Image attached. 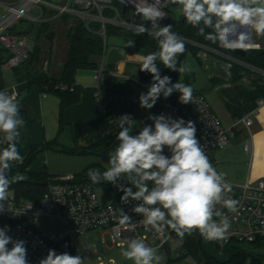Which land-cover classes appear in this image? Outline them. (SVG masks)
Wrapping results in <instances>:
<instances>
[{
  "label": "clouds",
  "instance_id": "obj_1",
  "mask_svg": "<svg viewBox=\"0 0 264 264\" xmlns=\"http://www.w3.org/2000/svg\"><path fill=\"white\" fill-rule=\"evenodd\" d=\"M179 6L180 14L186 22L198 29V34L206 39L216 40L226 45L238 43L244 46L247 33L239 29L254 30L264 37V0H173ZM161 0H153L147 6L137 9L143 20L149 22L137 25L136 35L147 33L158 42V51L141 56L140 70L152 75V82L146 93L139 96L140 106L151 109L161 97L168 98L174 92L180 93L179 102L188 104L193 100V90L181 81L172 83L167 75L161 76L157 61L171 71L191 72L185 62L178 67V57L185 52L183 40L174 33L171 25L161 26L158 21L166 16L160 8ZM205 29H212L205 33ZM230 36L238 37L229 41ZM129 40L126 47H134ZM153 125H146L138 134L132 135L135 121L129 114L117 119L119 142L109 154L108 167L101 172L89 169L87 175L94 184L110 182L117 185L120 179L132 187L117 185L129 199L139 202L133 212L143 217V222L156 232L165 228L174 230L179 237L198 231L208 242H226L230 222L221 205L235 212L238 202L228 197L231 185L224 173L218 172L205 154L196 138L193 121L183 118L173 119L165 115H150ZM15 93L0 91V133L7 146L0 149V212L7 207L11 185L27 177L22 174L10 176L13 165L22 163L24 157L17 147L20 128L24 125ZM167 148L169 155L164 154ZM151 182V187H149ZM218 218V219H217ZM131 217L120 210L119 222L127 223ZM11 244V248L8 245ZM121 255L133 264H161L158 250L148 246L141 238H132ZM0 264H28L25 241L13 240L6 227L0 228ZM39 264H84L80 255L67 252L57 254L50 249Z\"/></svg>",
  "mask_w": 264,
  "mask_h": 264
},
{
  "label": "built area",
  "instance_id": "obj_2",
  "mask_svg": "<svg viewBox=\"0 0 264 264\" xmlns=\"http://www.w3.org/2000/svg\"><path fill=\"white\" fill-rule=\"evenodd\" d=\"M171 1L161 0L160 8L166 13V16L158 21L161 26H167L171 14L167 12L166 8L171 7ZM152 2L153 0H62L60 2L53 0H0V40L11 53L7 65L19 67L29 59L32 50L31 36L10 34L9 29L21 19L39 20L43 16L44 9L49 8L59 15H70L83 21L88 28H91L90 26L94 22L101 23L102 27L99 32L105 43L99 65V75H101L107 69L105 65L108 53L106 25L114 24L131 30H135L136 26L140 24L150 27L149 22L143 20L137 13V9ZM122 8L127 9L125 16L122 15ZM129 8H132L136 13L130 12ZM32 9H35L37 13ZM239 31L247 33L243 47L238 43L226 45L221 41H219V49L205 47L231 64L238 63L248 68H254L245 62L243 57L232 53L231 49L241 48L248 51L261 49L262 45L252 40V30L241 28ZM180 38L182 39V37ZM237 39L238 37L235 36L229 37V41ZM258 70L264 75V69ZM132 79L147 90L152 82V79L149 82H143L138 77H132ZM63 88L66 87L63 86ZM12 93H15L17 97L16 91L10 94ZM94 96L100 108L107 112V98L100 87L95 88ZM120 98L122 97L118 93L108 95V100ZM263 102L264 100L261 99L259 104H263ZM161 114L173 119L183 118L185 121H193L197 129L196 138L210 161L213 154L228 145L235 136V131L222 124L207 97L201 92H193V100L188 104L180 103L179 95H177L161 108L130 115L135 121L131 134L136 135L144 126L153 125V121L148 119L150 115ZM109 121L112 124H118L117 118L114 116H111ZM243 122L247 128H250L253 123L249 117L243 118ZM118 143L117 141L116 146ZM246 150H251L249 141L246 144ZM164 154L170 156L167 148L164 149ZM212 164L215 167L213 162ZM226 181L232 189L228 193V197L238 202L235 212H230L221 205L216 206L230 222L226 243L245 244L264 239V178L256 181L248 179L231 181L226 178ZM138 203L131 199L123 202L121 198L106 201L99 188L83 181L78 175H56L52 177L48 191L39 203L17 200L14 193L9 191L8 200L5 202L7 208L0 212V228L6 227L7 234L13 240L25 241L28 264H39V261L46 257L50 249H54L57 254L67 252L73 256L80 255L84 259V264H105L95 243L80 244L78 241L79 237L86 232L97 229L102 230L101 242L105 246L108 243L116 247L127 246L130 239L141 238L148 246L158 250L164 248L172 250L174 247L177 258L182 259L187 251L175 237L176 232L170 228L156 232L150 225L145 224L143 217L133 212V208ZM120 210L131 217L129 222L124 224L119 222ZM40 216H55L62 222L64 229L55 240L47 239L39 231L37 224ZM11 246V244L8 245L9 248ZM94 257L97 260L95 262L93 261ZM189 257L191 258L190 264H201L193 257Z\"/></svg>",
  "mask_w": 264,
  "mask_h": 264
},
{
  "label": "crops",
  "instance_id": "obj_3",
  "mask_svg": "<svg viewBox=\"0 0 264 264\" xmlns=\"http://www.w3.org/2000/svg\"><path fill=\"white\" fill-rule=\"evenodd\" d=\"M27 20L37 26H41L42 23L47 26V31L43 32L38 39L34 34H27L32 38V49L36 42L40 47L39 57L36 60L30 63L27 60L19 67H10L7 65V60L11 53L0 40V91H6L9 94L16 91L19 109L27 113V119L20 128V139L17 145L24 157L23 161L33 145L55 139L61 147H92L118 134L120 129L118 124L110 123L111 116L118 119L124 114L135 115L143 112L144 108L140 106L137 98L139 84L132 79L133 76L127 75L129 69L136 71L140 68L142 55L128 53L123 48L121 39L111 37L116 39L114 47L123 49L124 59L117 63L114 71L105 69L101 75H99V66L97 69L78 71L76 82L82 86L80 99L63 112L65 128L61 131L60 98L53 93L44 92L38 84L31 83L30 80L38 73H45L57 80L61 78L70 51L69 34L79 20L70 15H59L49 8L44 9L43 16L39 20ZM254 41L264 48L261 40ZM199 48L197 55L191 54L200 62L199 72L204 76L205 81L192 90L203 93L222 124L235 131L231 142L217 150L211 162L214 163L218 172L224 173L231 181L262 179L264 178V102L259 104V101L264 100V75L258 70L260 68L256 69L253 66L254 68H250V71L239 80L230 81L228 70L233 64L205 46L201 45ZM110 49L108 46L107 50ZM101 58L102 55L98 59V65ZM188 73L192 75V81L186 85H191L196 79V74L195 71ZM97 86L107 98V112H104L95 100L94 91ZM111 93L120 94L123 100H120L122 98L108 100V95ZM176 94L178 93L171 96ZM171 96L163 104L170 101ZM161 98L163 101L162 95ZM245 117L253 121L250 128H247L243 122ZM66 127L71 132L70 140L67 141L64 139ZM2 140L3 133H0V141ZM248 141L251 143L250 151L246 150ZM3 145L4 143H0V149ZM48 151L50 149L41 152L29 170L48 172L53 176L77 174L50 172L46 165L42 164L43 156L48 154ZM20 164H14L13 167Z\"/></svg>",
  "mask_w": 264,
  "mask_h": 264
},
{
  "label": "trees",
  "instance_id": "obj_4",
  "mask_svg": "<svg viewBox=\"0 0 264 264\" xmlns=\"http://www.w3.org/2000/svg\"><path fill=\"white\" fill-rule=\"evenodd\" d=\"M122 15L125 16L127 9L122 8ZM171 15L177 19V23L172 27V31L182 37L185 44V52L178 57V67L181 63H185L189 53L197 55L199 47L206 46L209 48L219 49V40L213 42L208 40L205 36L198 34V29L189 25L185 18L179 13L178 16L174 15V9ZM26 20V19H25ZM88 28L83 21L78 22L77 26L69 34L70 51L68 58L64 64L62 76L59 80L54 79L45 73H38L34 76L30 82L38 84L41 89L46 93H53L60 98V130L65 127V120L63 119V112L71 105L77 103L80 99L82 86L76 82V76L79 70L82 69H97L98 59L103 55L105 43L102 35L100 34L101 23L94 22ZM47 31V26L42 23L41 26H37L35 23L30 22L28 25H23V22L18 21L14 26L9 29L10 34L26 35L34 34L36 39ZM212 29H205V33L211 32ZM106 32L108 37H117L123 41V48L130 54H139L146 56L149 53L158 51V42L147 33L143 35H136L135 30L126 29L114 24L106 25ZM129 40L134 41V47H126ZM40 47L36 42L31 50L28 62H32L39 57ZM248 64L264 69V48L248 50L247 55L243 58ZM160 67L161 76L167 75L171 78L172 83L184 76L183 83L189 84L192 81V75L189 73H178L171 71L163 66L160 61H157ZM250 71V68L241 64L234 63L228 70L229 80L236 81L242 78ZM66 87V88H63ZM147 89L141 85L137 86V98L141 93H146ZM180 93L171 96L172 101ZM162 98L160 97L156 104L151 109H145L143 112L156 110L163 107ZM20 115L23 120L27 119V113L24 110H20ZM20 135L18 137L17 145L19 143ZM117 140L115 137H110L104 141H101L92 147H61L58 140L45 142L42 144L33 145L29 151L26 159L17 167H13L9 173L10 176L22 174L27 178L23 181L15 182L11 185L9 191H12L17 200H29L35 203H39L45 193L48 191L49 183L53 177L48 172H35L29 170V167L33 164L37 156L49 149H60L61 151L71 153H86L93 152L100 154L106 152L116 146ZM7 145L4 144L3 147ZM60 147V148H59ZM99 169L101 172L106 170L97 164H90L84 168L80 173H77L78 177L83 181L91 183L93 186L99 188L106 201H114L121 198L124 193L117 187V185H123L124 187H132L135 191V187L130 185L126 180L120 179L117 181V185L110 182H101L94 184L89 179L87 172L89 169ZM151 182H149V186ZM175 237L182 244L187 251L186 255L192 256L201 264H264V253L260 252L264 250V239H259L251 243H235V242H208L205 241L198 231H193L191 235H185L183 238L179 237L175 233ZM247 244L245 248L244 245Z\"/></svg>",
  "mask_w": 264,
  "mask_h": 264
},
{
  "label": "rangeland",
  "instance_id": "obj_5",
  "mask_svg": "<svg viewBox=\"0 0 264 264\" xmlns=\"http://www.w3.org/2000/svg\"><path fill=\"white\" fill-rule=\"evenodd\" d=\"M53 1L60 2L62 0H53ZM172 9H174V15L178 16V14L180 13L179 6L172 7ZM128 10L130 12L136 13V11H134L132 8H129ZM32 11L36 12L35 9H32ZM20 21L23 22V25L24 24L28 25L30 23L28 22L29 20L27 19L26 20L21 19ZM257 39L261 40L264 43V37L257 36L254 30H252V40H257ZM115 42L116 39L109 37L108 38L109 48L116 46ZM186 63L191 67L192 71H195L196 79L191 85H189L192 89H195L197 86L201 85L205 81L204 76L199 72V69L201 68L200 62L194 55L189 53L186 59ZM127 75L136 77V71L135 70L130 71L129 69L127 71ZM178 81L183 82V76L177 79L173 83H176ZM175 93L178 92H174L173 94ZM167 99L168 98H164L163 102H165ZM120 100H123V98ZM64 132H65L64 139L66 141L70 140V135H71L70 129L66 127ZM115 147L100 154H96L93 152L71 153V152L61 151L60 149H50V151L47 152L48 154H45L43 156L44 161H42V164H45L46 168L54 174H64L68 172L80 173L84 170L85 167L93 163L107 169L109 154L115 149ZM37 227L39 231L43 234V236H45L49 240H55L58 237L59 233L64 229L60 219H58L55 216H40ZM101 235H102L101 229L92 230L80 236L78 241L80 244L88 243V242L95 243L98 247L99 255L103 257L105 264H133V261L127 260L121 255L122 249H125L127 246L116 247V246H111L109 243L108 245L105 246L101 242ZM244 247L246 248L247 244L244 245ZM260 252L264 253V250H261ZM158 254L161 255L163 258L161 264L191 263V258L189 257L190 255H185L182 259L177 258L174 247L172 248V250H169L168 248L158 250ZM93 261L94 262L97 261L96 257H94Z\"/></svg>",
  "mask_w": 264,
  "mask_h": 264
},
{
  "label": "water",
  "instance_id": "obj_6",
  "mask_svg": "<svg viewBox=\"0 0 264 264\" xmlns=\"http://www.w3.org/2000/svg\"><path fill=\"white\" fill-rule=\"evenodd\" d=\"M175 6H178V5L175 4L172 0L171 7L166 8L167 12L171 14L172 7H175ZM176 23H177V19L173 17L172 15H170L167 21V25H171L172 27H174ZM231 52L241 57H245L247 55V50L241 49V48L231 49ZM123 59H124V55H123L122 48H118V47L111 48L107 54V60H106L107 69L114 71L116 69L117 63L119 61H122ZM136 76L143 82H149L152 79V75L150 73L146 71H141L140 68L136 70Z\"/></svg>",
  "mask_w": 264,
  "mask_h": 264
}]
</instances>
